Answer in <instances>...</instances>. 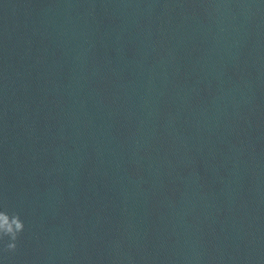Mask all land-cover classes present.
Here are the masks:
<instances>
[{
	"label": "clouds",
	"instance_id": "clouds-1",
	"mask_svg": "<svg viewBox=\"0 0 264 264\" xmlns=\"http://www.w3.org/2000/svg\"><path fill=\"white\" fill-rule=\"evenodd\" d=\"M25 229V224L18 213L9 214L6 210H0V241L4 243V252H15L18 247V239Z\"/></svg>",
	"mask_w": 264,
	"mask_h": 264
}]
</instances>
